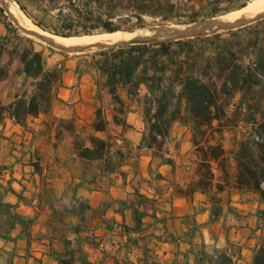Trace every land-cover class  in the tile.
I'll return each mask as SVG.
<instances>
[{"label": "crops", "instance_id": "obj_1", "mask_svg": "<svg viewBox=\"0 0 264 264\" xmlns=\"http://www.w3.org/2000/svg\"><path fill=\"white\" fill-rule=\"evenodd\" d=\"M53 60L63 72L51 110L26 127L0 122V264H61L54 254L69 264H253L264 203L234 188L218 203L180 194L194 177L190 131L172 127L164 156L174 164L164 163L141 145L140 107L122 96L129 110L115 123L118 105L82 59ZM19 70L0 82L4 105L34 91ZM99 108L103 132L92 127Z\"/></svg>", "mask_w": 264, "mask_h": 264}, {"label": "trees", "instance_id": "obj_2", "mask_svg": "<svg viewBox=\"0 0 264 264\" xmlns=\"http://www.w3.org/2000/svg\"><path fill=\"white\" fill-rule=\"evenodd\" d=\"M33 1L44 16L55 19L51 33L68 38L144 27L156 20L159 24L195 23L245 7L251 0H67L71 12L63 16L58 0ZM18 7L28 16L25 8ZM26 41L23 50L17 43L8 48V30L0 35V80L7 76L13 60L18 61L21 73L34 80L29 96L8 105L0 102V122L7 115L24 127L29 116L51 110L63 72L61 67H48L43 51L35 50L33 40ZM4 54L7 61L2 64ZM80 58L86 71L93 73L98 91L106 90L118 105L115 123L125 125L118 115L129 110L122 96L140 107L141 145L164 163L174 164L164 156L172 127L179 124L190 131L194 177L180 194L201 191L218 203L219 193L234 188L255 194L264 203V16L227 31L128 42ZM106 126L99 108L92 127L103 132ZM226 130L233 134L228 150L224 147ZM92 142L97 150L107 146L95 137ZM54 256L61 264H69ZM253 264H264V247L256 251Z\"/></svg>", "mask_w": 264, "mask_h": 264}, {"label": "bare ground", "instance_id": "obj_3", "mask_svg": "<svg viewBox=\"0 0 264 264\" xmlns=\"http://www.w3.org/2000/svg\"><path fill=\"white\" fill-rule=\"evenodd\" d=\"M0 1L8 9L11 17L16 21V23L33 33L39 34V29L31 25L28 19L18 8L15 7L13 3L9 0ZM224 15L186 25L143 27L133 31H117L113 33H102L98 35L72 38H62L47 34H44V36L51 45L66 48L69 52H71L70 49L82 50L89 46H93V48H95L98 45L116 44L131 38H138L141 40H166L183 35L204 34L211 31H219L234 24H239L247 17L264 15V0H253L247 6ZM42 39L45 41L44 38Z\"/></svg>", "mask_w": 264, "mask_h": 264}, {"label": "rangeland", "instance_id": "obj_4", "mask_svg": "<svg viewBox=\"0 0 264 264\" xmlns=\"http://www.w3.org/2000/svg\"><path fill=\"white\" fill-rule=\"evenodd\" d=\"M9 1L11 3H13L15 5V7L18 8L20 11H21V9L18 7V5L25 8L28 16H26L23 11H21V12L28 19V21L30 22L31 25H33L39 29V31H40L39 34L53 35L51 33V30H53V28L56 26L55 19L52 17V15L44 16L42 11L37 10L33 5L34 4L33 2H35V1H33V0H30V1L29 0H15V1L9 0ZM252 1L253 0H251L250 2H252ZM58 2H59V7H62V10H63L62 16L71 12V9L67 8V3H66L67 0H58ZM250 2H248L247 5ZM0 8L3 10V13H0V35L5 36L7 34V30H8V37L10 38V41H11V42H9L8 48H10L13 45V43L14 44L17 43V44H19V50H23V48L28 46V42L26 40L31 39L35 42V44H34L35 50L43 51V55L46 58V62H47L48 67L54 66L53 58H60V60H68V59L73 60L77 57H80V55L92 53L94 51V50H88V51L76 54L74 52L63 51V50L57 49L55 47H51L48 44H46L42 38H37V37H33V36L28 35L25 32V30H27L31 34H37V33H33L32 31L25 29V28L21 27L18 23H16V21L11 17L8 9L2 4L1 1H0ZM42 8H43V4H42ZM236 10H238V9H236ZM232 11H235V10H232ZM56 13H57V11L53 12V14H56ZM222 15H224V14H222ZM220 16L221 15L216 16V17H220ZM69 17L74 18V15L70 14ZM216 17H214V18H216ZM35 23L41 25L42 27L35 25ZM170 25H186V24H175V23H160L159 24L158 20H156L155 24H149V25L144 26V27L170 26ZM138 28H143V27H138ZM138 28H133V29H138ZM127 30H131V29H127ZM121 31H126V30H121ZM102 33H106V32H101V34ZM98 34H100V33H93L91 35H98ZM16 36H19L22 39L17 40ZM53 36H56V35H53ZM83 36H90V35L71 36V38L72 37H83ZM58 37H60V36H58ZM68 38H70V37H68ZM47 47H51L52 50H49ZM1 60H2V64L6 63V61H7L6 54L3 55ZM18 66H19L18 61L13 60L12 63L8 67V70H7L8 73L4 79H6L9 76V73L11 71H13V70L16 71ZM4 79L0 80V82L3 81ZM226 132H231V131L226 130ZM170 140L171 141L173 140V139H171V135L168 138L167 142L171 143ZM227 144L229 146H231V138L224 136V146Z\"/></svg>", "mask_w": 264, "mask_h": 264}, {"label": "water", "instance_id": "obj_5", "mask_svg": "<svg viewBox=\"0 0 264 264\" xmlns=\"http://www.w3.org/2000/svg\"><path fill=\"white\" fill-rule=\"evenodd\" d=\"M264 15H260V16H255V17H247L243 22L239 23V24H234L228 28H225V29H222V30H219V31H211V32H207V33H204V34H195V35H183V36H177V37H173V38H169V39H166V40H161V39H158V40H141V39H138V38H131L129 40H126L124 42H120V43H116V44H103V45H98L96 46L95 48H93V46H89V47H85L84 49L82 50H77V49H70L71 52H74L76 54H79V53H82V52H85V51H88V50H96V49H99V48H104V47H108V46H113V45H119V44H123V43H128V42H141V41H167V40H172V39H182V38H188V37H196V36H204V35H208V34H212V33H218V32H222V31H227V30H230V29H233V28H236L242 24H245V23H248L256 18H259V17H262ZM214 18V17H213ZM210 19V18H209ZM207 20V19H205ZM204 21V20H203ZM155 27V26H154ZM135 29H131V30H126V31H133ZM25 32L30 35V36H33V37H37V38H44L45 39V43L48 44L49 46L51 47H55L57 49H60V50H63V51H69L68 49L66 48H62V47H57V46H54V45H51L47 40H46V37L44 35H41V34H31L29 33L27 30H25ZM101 34V33H100Z\"/></svg>", "mask_w": 264, "mask_h": 264}, {"label": "built area", "instance_id": "obj_6", "mask_svg": "<svg viewBox=\"0 0 264 264\" xmlns=\"http://www.w3.org/2000/svg\"><path fill=\"white\" fill-rule=\"evenodd\" d=\"M100 246H101V244H100Z\"/></svg>", "mask_w": 264, "mask_h": 264}]
</instances>
